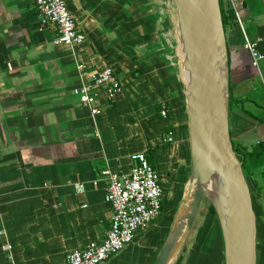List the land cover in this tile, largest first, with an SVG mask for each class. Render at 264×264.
Instances as JSON below:
<instances>
[{"label": "crops", "instance_id": "1", "mask_svg": "<svg viewBox=\"0 0 264 264\" xmlns=\"http://www.w3.org/2000/svg\"><path fill=\"white\" fill-rule=\"evenodd\" d=\"M137 1L66 0L87 38L81 45H64L53 42L54 31L41 23L34 2L0 0V264L11 263L9 254L13 264H64L68 253L105 239L112 210L103 171L129 173L131 156L139 152L160 173L163 211L102 264H140V252L150 247V256L158 258L170 236L192 190L186 81L165 54L167 42L157 27L163 17L140 11ZM223 1L236 22L232 6ZM236 4L243 26H226L236 85L230 127L233 140L252 151L264 141V117L247 85L257 69L249 65L244 32L259 40L264 55V0ZM79 61L88 69L112 67L122 83L114 99L102 100L97 115L73 95ZM170 130L175 138L165 142ZM246 161L264 196V154ZM218 220L215 264H225ZM257 249V264H264V222L258 225Z\"/></svg>", "mask_w": 264, "mask_h": 264}, {"label": "water", "instance_id": "2", "mask_svg": "<svg viewBox=\"0 0 264 264\" xmlns=\"http://www.w3.org/2000/svg\"><path fill=\"white\" fill-rule=\"evenodd\" d=\"M174 2L183 68L189 74L186 93L192 190L155 264L171 262L183 232L193 228L206 197L221 225L225 264H257V213L231 135L229 46L221 0ZM219 184L217 199L211 188Z\"/></svg>", "mask_w": 264, "mask_h": 264}, {"label": "built area", "instance_id": "3", "mask_svg": "<svg viewBox=\"0 0 264 264\" xmlns=\"http://www.w3.org/2000/svg\"><path fill=\"white\" fill-rule=\"evenodd\" d=\"M30 1L37 5L41 23L53 29L54 43L81 45L86 41L87 35L75 20L66 0ZM226 1L232 6L238 23L243 26L236 0ZM244 34V48L249 51L252 66L258 69L259 60L264 58L259 50V40H250ZM77 69L80 83L73 88V95L91 110L92 115H97L102 111V100L114 99L122 90V83L110 66L88 69L84 62L79 61ZM262 81L264 84V77ZM162 113L167 116V109H163ZM174 138V131L170 130L164 141L172 142ZM131 158L133 163L129 173L111 169L103 171L108 180L105 199L112 210L111 226L106 238L102 241L91 240L85 247L68 253L64 264H102L122 251L135 240L138 232L149 229L161 216L164 187L159 171L145 152L135 153ZM4 249L10 252L11 244L5 243ZM8 257L10 264H13L11 254Z\"/></svg>", "mask_w": 264, "mask_h": 264}, {"label": "rangeland", "instance_id": "4", "mask_svg": "<svg viewBox=\"0 0 264 264\" xmlns=\"http://www.w3.org/2000/svg\"><path fill=\"white\" fill-rule=\"evenodd\" d=\"M152 1L154 3H152ZM135 3L139 5L138 9L140 11H155L157 14L163 17L159 18L157 27L159 28L160 32L163 33V37H161V39L167 42V44L164 43L165 54L169 58L171 67L174 69L180 79L184 81L183 56L182 52L180 51V34L177 8L174 0H138ZM123 4L127 3H125L124 1ZM130 5H132V3H130ZM262 77H264V58L259 60V67L257 69V72L247 82V85L250 89H252L253 96L257 102L256 106H258V108L256 109V112L264 117V84L262 81ZM235 87L236 85L232 87L231 93L233 92V94H235ZM245 90V86H240V94L245 95ZM229 106L231 111V97H229ZM239 111L243 112L242 109H240ZM250 115L253 116L252 114ZM262 130L264 132V126ZM245 168L251 189L256 195L253 196V202L255 211L257 213V218L262 213L263 217L261 219L264 222V204L262 205V208L259 205L261 204V202L259 203L260 199L264 201L263 191L259 190L258 186L256 185V181L252 176L253 172L247 161L245 162ZM179 210H174V213L179 214ZM214 214V206L211 200L206 197L201 206L200 212L193 228L187 232L184 240L181 242L179 248L177 249L178 252L176 251L169 264H215L216 260L219 258V255L217 254V246L214 245V238L216 235L215 231H218V224L216 218H210V216L215 217ZM179 216L180 215H177V218ZM165 217L166 213L163 214V220L165 219ZM259 224L262 225L260 220ZM156 231L158 232L159 230ZM148 246L150 247V245ZM150 253L151 247L148 250L145 249L140 252L138 256L140 264H155L157 258L155 257V255L150 256Z\"/></svg>", "mask_w": 264, "mask_h": 264}, {"label": "trees", "instance_id": "5", "mask_svg": "<svg viewBox=\"0 0 264 264\" xmlns=\"http://www.w3.org/2000/svg\"><path fill=\"white\" fill-rule=\"evenodd\" d=\"M237 5V4H236ZM221 6H222V13H223V20H224V24H225V28L227 25L229 24H232V23H238V21L236 20V22L233 21V18L230 17V15L226 12V10L224 9V1L221 0ZM238 6V5H237ZM247 50V49H246ZM251 59V58H250ZM229 62H230V74H231V69H232V65H231V57H230V51H229ZM250 67H252V63H251V60H250ZM249 65H246V66H249ZM231 91H232V80H231V85H230V97L232 98V94H231ZM232 141H233V146H234V150L236 152V154L238 155L239 159L241 160L242 162V165H243V169H244V172H245V175H246V168H245V162H246V159L249 158V159H256V158H259L262 154H264V141L263 142H258L252 151H247L242 145H240L239 143H236L233 138H232ZM247 176V175H246ZM250 184V182H249ZM257 185V183H256ZM251 187V186H250ZM251 192H252V196H256L254 191L251 189ZM262 208V207H261ZM215 211V209H214ZM215 216L217 217V220H218V216H217V213L215 211ZM263 215L261 213V215H259L258 219L261 221V223H263L262 221V218ZM259 220H258V225H259ZM219 221V220H218ZM219 228H220V232H221V236H222V241H223V235H222V230H221V226H220V223H219ZM224 242V241H223Z\"/></svg>", "mask_w": 264, "mask_h": 264}, {"label": "bare ground", "instance_id": "6", "mask_svg": "<svg viewBox=\"0 0 264 264\" xmlns=\"http://www.w3.org/2000/svg\"><path fill=\"white\" fill-rule=\"evenodd\" d=\"M181 48H182V44H180V51L182 52V49H181ZM182 55H183V57H184V54H183V53H182ZM183 72H184V78H185V81L187 82L189 74H188V72H187L185 69H183ZM191 186H192V185H191ZM211 191L214 193V195L217 197V199H219V196H220V194H221V185L219 184V185H217V186L212 187V188H211ZM189 201H190V193H189L188 196L186 197V199H185V201H184V205H183V206L181 207V209H180V214H183V213H184V211H183V207H184L185 205H187V203H188ZM187 232H188V230L185 229V231L183 232V235H182L181 238H180L179 245H178L177 249L179 248L181 242L184 240V238H185ZM177 249L175 250V253H176ZM177 252H178V251H177ZM175 253H174V254H175Z\"/></svg>", "mask_w": 264, "mask_h": 264}]
</instances>
